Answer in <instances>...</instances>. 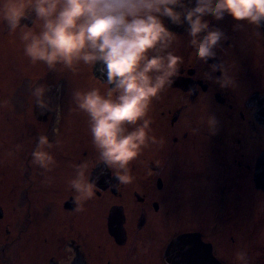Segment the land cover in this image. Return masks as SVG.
Listing matches in <instances>:
<instances>
[{"label": "flooded vegetation", "instance_id": "flooded-vegetation-1", "mask_svg": "<svg viewBox=\"0 0 264 264\" xmlns=\"http://www.w3.org/2000/svg\"><path fill=\"white\" fill-rule=\"evenodd\" d=\"M175 7L181 11L191 4L181 0ZM35 18L33 11L21 23L32 27ZM162 19L174 34L167 51L179 58L177 72L150 101L145 144L128 164L126 185H119L114 170L102 162L91 133L80 134L74 150L69 139L64 143L76 131L71 83L90 73L106 93L114 87L104 83L102 62L91 72L83 61L73 68L33 64L24 55L20 29L12 32L2 21L3 143L10 150L15 141L11 150L27 170L19 183L20 214L15 213L17 206L10 214L9 192L1 199L0 227L7 236L17 232L21 249L16 261L10 243L2 244L0 264H167L168 246L184 234L198 235L220 264H240V251L247 253L248 264H264V190L255 183L264 155V21L259 27L246 22L236 27L238 22L227 14L221 20L201 17L225 34L215 57L205 62L187 46L184 26ZM42 23L37 20L34 30L40 31ZM16 50L21 56L10 60ZM212 64L224 65L232 86L221 87L217 78L222 72H213ZM12 70L14 84L9 83ZM38 86L46 90L44 107L32 94ZM208 114L218 121L214 133L202 122ZM41 135L54 143L49 149L55 158L51 170L32 163ZM83 162L97 189L93 198L77 205L69 181L75 165ZM42 183L50 192L36 198L32 190Z\"/></svg>", "mask_w": 264, "mask_h": 264}, {"label": "clouds", "instance_id": "clouds-1", "mask_svg": "<svg viewBox=\"0 0 264 264\" xmlns=\"http://www.w3.org/2000/svg\"><path fill=\"white\" fill-rule=\"evenodd\" d=\"M189 2L190 8L177 11L175 6L181 0H0V21L12 32L20 29L24 55L33 64L43 62L50 69L58 64L73 68L80 61L93 67L98 62L104 65V83L114 87L106 94L97 88L76 91L74 100L78 109L87 113L93 142L102 162L114 170L119 185L129 182L128 164L145 144L148 121L144 117L151 99L177 72L179 58L167 51L174 34L162 17L184 26L187 46L205 62L215 57L214 49L225 34L208 27L201 17L221 20L227 14L238 22L236 27L240 22L259 27L264 21V0ZM33 11L34 25H22V18ZM37 20L43 22L38 32L34 30ZM211 68L213 72L221 70L222 76L217 78L221 87L232 86L234 80L223 64ZM45 91L38 86L32 93L40 107L46 104ZM138 121L143 122L137 125ZM202 122L209 133L216 131L214 115L208 114ZM128 125L136 126L128 130ZM53 146L47 135L39 136L32 163L51 170L55 158L49 149ZM88 168L87 162L75 165V176L69 181L77 193V205L96 195L97 185ZM236 259L248 264L244 251L237 252Z\"/></svg>", "mask_w": 264, "mask_h": 264}, {"label": "rangeland", "instance_id": "rangeland-1", "mask_svg": "<svg viewBox=\"0 0 264 264\" xmlns=\"http://www.w3.org/2000/svg\"><path fill=\"white\" fill-rule=\"evenodd\" d=\"M2 31H3V26H2V21H0V41H2L1 37H2ZM12 36H16L14 34H12ZM17 51V50H16ZM21 56V54L17 51L15 52L12 57L10 58V60H17L19 57ZM0 59H1V52H0ZM1 63V62H0ZM91 68L92 66L89 65L88 67V71L91 72ZM13 72H11V75L9 77V83L10 84H14L16 83L17 77L15 76V71L12 70ZM85 76H81L78 78V81H74L71 83L70 88H72L71 93L68 92V95L71 97V101H72V107H71V115H72V120L74 123V129H76L75 132H77L78 134H76L74 131H72L74 133V135L72 134H67V137H65L64 143L69 139L68 143V147H72L73 150L75 148V146H77L79 144V139L81 138L80 134H83L85 132L91 133L90 132V125L87 124V120L89 119L87 113L81 111L78 109L75 100H74V93L76 91H87L90 90L92 88H97L100 90V92L102 94H106V91H104L101 87H99L96 83H94L91 80V75L90 73H88V77L84 79ZM8 83V80H7ZM3 77L0 74V203L2 202V198L4 196L5 193H10V195H8L6 197L7 203L9 204V208L11 213L10 214H14L12 212V207L17 206V210L15 211L16 214H20L21 209L23 208L21 206V201H22V197H21V189H20V184L23 181V175H24V171L27 170L26 166H24V162L22 161L23 159L20 157L19 154H17L16 151L11 150L13 148V144H15V141L12 140L11 141V147L10 150L7 149L6 147H4V143H3V124H4V118H3V113H4V104H3ZM89 85V88H86ZM69 98V97H68ZM114 98V96H113ZM84 127H88V129H85ZM69 130V129H68ZM67 130V131H68ZM71 135V136H70ZM5 165V166H4ZM4 166L6 169H4ZM30 182H26L25 186H27ZM48 185L42 183L41 185H37L36 188H34L32 191L35 192V196L36 198L41 197L43 195H45V193L50 192V190L47 192ZM12 189H14L16 191V193H12ZM250 191V189H249ZM12 193V195H11ZM48 196V195H47ZM46 196V197H47ZM15 199V201H14ZM47 206V205H46ZM19 207V208H18ZM17 239V232H13L12 235L7 236L4 228L0 227V248L3 246L2 244H4L5 242L10 243V247L12 246V248L10 250H12L13 254H16V261L17 259V255L20 254V243L18 244L16 242ZM28 255V253H27ZM28 260L29 263H31L33 261V258L31 256L28 255Z\"/></svg>", "mask_w": 264, "mask_h": 264}, {"label": "water", "instance_id": "water-1", "mask_svg": "<svg viewBox=\"0 0 264 264\" xmlns=\"http://www.w3.org/2000/svg\"><path fill=\"white\" fill-rule=\"evenodd\" d=\"M255 183L264 190V155L260 156L257 163ZM165 259L167 264H220L210 245L196 234H184L175 238L166 250Z\"/></svg>", "mask_w": 264, "mask_h": 264}]
</instances>
